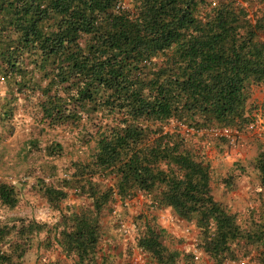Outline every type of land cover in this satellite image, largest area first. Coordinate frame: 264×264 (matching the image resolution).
I'll return each instance as SVG.
<instances>
[{
  "label": "trees",
  "instance_id": "obj_1",
  "mask_svg": "<svg viewBox=\"0 0 264 264\" xmlns=\"http://www.w3.org/2000/svg\"><path fill=\"white\" fill-rule=\"evenodd\" d=\"M263 4L0 0V119L10 122L24 101L39 123L93 146L72 171L36 180L34 191L58 213L53 224L0 220V264H24L34 247H59L72 264H112L101 256L103 214L139 195L149 209L170 208L194 225L196 248L213 264H264V220L251 212L244 225L215 200L211 166L193 141L212 129L237 138L255 122L249 89L264 84ZM259 110L264 119V102ZM44 151L58 157L64 146ZM253 167L264 192V151ZM70 191L77 206H63ZM18 202L15 186L0 182V204ZM140 219L136 247L149 264H195L166 244L164 229Z\"/></svg>",
  "mask_w": 264,
  "mask_h": 264
},
{
  "label": "rangeland",
  "instance_id": "obj_2",
  "mask_svg": "<svg viewBox=\"0 0 264 264\" xmlns=\"http://www.w3.org/2000/svg\"><path fill=\"white\" fill-rule=\"evenodd\" d=\"M263 102L264 84L250 87L249 105L258 108V111L253 109L252 112L256 123H253L252 128L248 126L239 133L235 141L221 142L209 132H201L193 139L211 166V189L215 200L228 211L236 213L240 221H248V211L260 207L264 202V192L259 193L258 176L253 167L256 155L264 151V119L259 110ZM26 103L16 102L18 106L16 105L10 122L0 119V182L13 184L17 189L19 201L14 209H8L0 204V220L26 217L49 223L57 218L58 213L49 207L45 199L36 194L33 187L36 180L51 183L62 174L72 171L70 164L86 159L93 146L80 147L75 142V131L70 132V129L66 128L52 129L39 123L40 115L35 109L36 106ZM52 142L64 146L63 155L46 156L44 149ZM228 180L232 185H226ZM249 191L254 195H246L244 201L238 202L240 205L233 204V201L237 200H234V197L240 196L241 192L248 194ZM79 203L80 198L70 191L63 206L67 204L77 206ZM148 204L149 200L139 195L132 201L124 203L116 201L109 207L113 212L109 214V211H106L103 214V223H107L105 231L109 240L110 237H115V240L111 241L117 244H113L115 250L123 245L127 248L126 252L132 253L137 249L136 239L141 229L140 218L144 217L150 224L157 225L167 232L166 244L184 251V248L193 245L190 252H193V255L199 252L196 248L197 231L192 224L180 221L170 208L149 209ZM239 208H244L245 211ZM178 234H183L184 237ZM54 252L47 254L33 249L24 259V264L36 262L50 264L51 261L56 264H72L71 260L65 261L60 253L53 254ZM136 257L138 263L143 262V258L146 259L141 251H138Z\"/></svg>",
  "mask_w": 264,
  "mask_h": 264
},
{
  "label": "crops",
  "instance_id": "obj_3",
  "mask_svg": "<svg viewBox=\"0 0 264 264\" xmlns=\"http://www.w3.org/2000/svg\"><path fill=\"white\" fill-rule=\"evenodd\" d=\"M264 6V4H263ZM4 94V93H3ZM3 94H1V96H3ZM1 116V115H0ZM255 123H256V120H255ZM253 125V124H252ZM254 195V193L250 192L247 194V192H241L240 193V196H243L242 198H240V196H238L237 198L234 197V200L236 201H233V204L235 205H240L238 202L239 201H244L245 198H246V195ZM235 195H237L235 193ZM262 195V194H261ZM139 196H136L130 200H127V201H132L136 198H138ZM264 201V200H263ZM263 203V207H257V208H252L250 211H248V218H250L249 214L252 212V217H255L256 219L260 218L262 219V221L264 220V202ZM240 210H242L243 212L245 211L244 208H239ZM233 210H235V208H233ZM230 213L232 214H236V213H233V211H229ZM235 212V211H234ZM237 215V214H236ZM144 218V217H143ZM56 220V219H55ZM55 220H53L55 222ZM49 222V224H53L54 222ZM240 221V219H239ZM264 222V221H263ZM240 223L244 224V225H247V221L243 220V221H240ZM249 222L248 221V225H249ZM241 224V225H242ZM104 235L102 237V240H101V256L104 257L106 256L107 257V261H109V263H112V264H137V255H138V251H140L138 248L135 249L132 253L129 251V252H126L127 248L126 246H119L117 248V250H115V243H112L111 241H113V239L115 240V237H110V240H109V237L107 236V233L105 231V229H107V223H105L104 225ZM194 226V225H193ZM195 227V226H194ZM163 229V228H162ZM180 235L181 237H184L183 234H178ZM175 236H177L175 234ZM115 244V245H113ZM122 248V249H121ZM191 248H193V245L188 246L187 248H184V250H181V248H176V250H178L179 252L181 253H191ZM33 249H36L37 252H40V251H44L42 248H37V247H34L31 249V251H33ZM30 251V252H31ZM53 251H55L53 254H57V253H60L61 254V257L65 260V261H69L70 262V259H68L65 254L62 253L61 249L59 247H56L54 250H52L51 252L49 253H52ZM45 252V251H44ZM47 253V254H49ZM193 253V252H192ZM51 254V255H53ZM195 255V256H194ZM194 260L193 262L195 264H213V262L211 261V259L202 251H199L197 252L196 254H194ZM38 256H36L37 258ZM143 262H139L138 264H149L148 261H147V258L146 259H142ZM47 262H49V260H47ZM49 263H52V264H56L55 262L51 261ZM36 264H39L38 262H36ZM182 264H185V263H182Z\"/></svg>",
  "mask_w": 264,
  "mask_h": 264
},
{
  "label": "built area",
  "instance_id": "obj_4",
  "mask_svg": "<svg viewBox=\"0 0 264 264\" xmlns=\"http://www.w3.org/2000/svg\"><path fill=\"white\" fill-rule=\"evenodd\" d=\"M252 127H253V125L251 124L249 126V128H252ZM182 129L186 132H192V130H186L185 128H182ZM208 132L211 134L212 137H214V138L224 137L230 143L232 141H235V139H236V137H234L233 133L228 129H212ZM199 133H201V132H199Z\"/></svg>",
  "mask_w": 264,
  "mask_h": 264
}]
</instances>
